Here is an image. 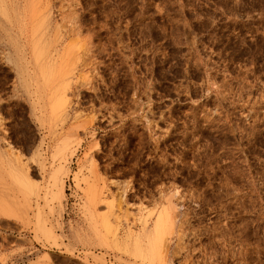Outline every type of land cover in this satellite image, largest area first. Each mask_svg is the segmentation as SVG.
Listing matches in <instances>:
<instances>
[{
  "label": "rangeland",
  "instance_id": "374dc122",
  "mask_svg": "<svg viewBox=\"0 0 264 264\" xmlns=\"http://www.w3.org/2000/svg\"><path fill=\"white\" fill-rule=\"evenodd\" d=\"M0 264H264V0H0Z\"/></svg>",
  "mask_w": 264,
  "mask_h": 264
},
{
  "label": "bare ground",
  "instance_id": "6f19581e",
  "mask_svg": "<svg viewBox=\"0 0 264 264\" xmlns=\"http://www.w3.org/2000/svg\"><path fill=\"white\" fill-rule=\"evenodd\" d=\"M53 179V183H52V186H54V188H55V190L53 191V198H55V199H57V200H59V198L60 197H62V194H63V188H62V180L60 179V178H52ZM52 189H53V187H52ZM56 200V201H57ZM55 201V200H54ZM59 202V201H58ZM163 214V213H162ZM159 215H160V213H159ZM158 220H157V222H156V224H155V228L157 229V231H158V228H159V226H160V228H161V223H162V220H161V215H160V217H158L157 218ZM151 246L152 247H149L147 250H148V252L145 250V251H143V252H145V253H143L142 252V256H143V258H141L140 256V258L142 259V260H144V259H148L147 261H150V260H152V258H153V253H155L156 251H157V246L155 245V244H151ZM136 250H139V249H136ZM155 251V252H154ZM141 251H138V254H141L140 253ZM150 259V260H149ZM152 263V262H151Z\"/></svg>",
  "mask_w": 264,
  "mask_h": 264
}]
</instances>
